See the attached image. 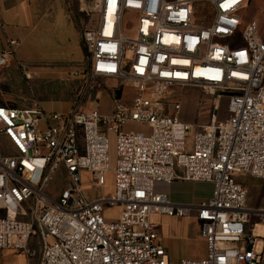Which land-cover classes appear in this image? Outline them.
Returning <instances> with one entry per match:
<instances>
[{"label":"built area","instance_id":"obj_1","mask_svg":"<svg viewBox=\"0 0 264 264\" xmlns=\"http://www.w3.org/2000/svg\"><path fill=\"white\" fill-rule=\"evenodd\" d=\"M197 3L208 5L204 21ZM247 4L99 0L80 34L85 61L72 74L86 87L94 78L115 80L111 111L86 108L81 97L67 111L0 105V248L27 259L39 251L38 264H264V199L247 205L238 180H264V38L257 20L242 22ZM126 12L135 15L128 35ZM16 44L0 47V66L16 59L28 80ZM124 84L135 89L128 101L121 100ZM184 86L225 100V115L189 124L169 114L180 110L169 91ZM131 123L149 132L129 131ZM85 174L98 187L111 174L110 192L87 197ZM57 177L65 178L63 189H54ZM177 179L211 182V195L177 204L155 189ZM114 206L118 216L108 219L105 209ZM192 212L205 255L174 261L152 216Z\"/></svg>","mask_w":264,"mask_h":264},{"label":"crops","instance_id":"obj_2","mask_svg":"<svg viewBox=\"0 0 264 264\" xmlns=\"http://www.w3.org/2000/svg\"><path fill=\"white\" fill-rule=\"evenodd\" d=\"M258 10H264V0H248L247 6L240 11L242 22L257 20L255 13ZM79 15L80 0H0V47L5 46L10 39L16 40V58L26 66L30 75L27 80L16 59L0 66V105L25 107L38 102L42 108L50 111L69 109L72 99L43 102L41 98L44 93L32 91L30 80L62 82L64 78L72 75L71 77L75 78L72 86H79L80 75L72 74L75 70L80 71L86 58L80 36ZM260 35L264 38L263 34ZM110 82L114 87L116 81ZM68 87L70 83L67 82L57 85L61 90ZM105 96L109 99L110 108L104 113H109L112 94L108 91ZM184 119L186 123L193 124L188 117ZM204 123L206 122L195 124ZM155 189L167 193L170 201L174 203L196 204L211 195L212 183L177 179L169 184L159 183ZM153 217L170 218L163 214H153ZM179 218L178 222L188 231L189 240L196 244L197 252H193L191 258L202 257L206 252L205 242L200 235V224L194 212ZM156 223L169 257L174 261L183 258L182 255H173L175 246L171 238L163 236L161 224ZM35 241V238L30 240L34 247ZM179 248L181 251L187 249L180 246ZM38 259L35 255L27 259L22 253L0 248V264H38Z\"/></svg>","mask_w":264,"mask_h":264},{"label":"rangeland","instance_id":"obj_3","mask_svg":"<svg viewBox=\"0 0 264 264\" xmlns=\"http://www.w3.org/2000/svg\"><path fill=\"white\" fill-rule=\"evenodd\" d=\"M99 0H80V15H79V26H80V34L81 30L84 26L91 25L96 16L97 8H98ZM197 8L199 9L201 14H197L200 20L204 21L201 17L202 10L204 6H208L206 3H197ZM128 16L133 17V19H129ZM257 20L259 22V31L264 35V10H258L255 13ZM135 21V15L129 14L126 12L123 19V33L128 35L131 30V25ZM203 23V22H202ZM261 26V27H260ZM72 75L64 78L62 82H53V81H32L30 80V86L32 91L35 92H43V96L41 99L43 102L61 99V101H66V99H72L70 102L69 108L72 104L80 97L82 100V104L86 108H97L101 112H107L110 108L109 99L105 96V92H111L112 97L113 94V86L112 82L108 78H94L90 81V87H86V83L82 76H80V84L77 87L72 86L75 78L71 77ZM34 80V79H33ZM70 83V87L65 90H61L57 88V85ZM135 89L129 84H124L122 89V101H128L131 96H133ZM169 101L174 99H178L180 103V110L178 112H174L171 108H168V113L173 115H177L178 119L182 122H185L186 119L184 117H188V120L191 123H200L207 122L212 114L218 116L219 118L223 117L226 113V101L219 100L214 95L208 94L203 91L199 87L193 86H184L179 88H173L168 93ZM112 102V99H110ZM112 104V103H111ZM44 109V108H43ZM47 112L50 110L44 109ZM126 128L129 131H143L144 133L149 132V128L141 123H131ZM195 128H193L190 132H193ZM111 139L110 145V165L113 167L114 161L116 158L115 155V142L114 135L110 132L108 133ZM239 181L243 182L248 189L247 194V205H255L257 202L262 203L264 199V180L254 179L251 176H240L238 178ZM66 184L65 178H56L53 186L55 190L63 189ZM83 192L87 197H94L98 195H104L110 192L112 186V175H107L106 184L102 187H98L93 184L85 174L83 176V180L81 182ZM51 187V186H50ZM52 196L56 197L54 193H51ZM119 208L107 207L105 209V216L108 219H116L118 216ZM170 218L164 217H153L152 220L154 222H159L161 224V233L163 236H168L172 240V244L175 246V250H173V255L175 256H184L191 257L190 255L194 254L193 252H197L196 244L189 240L188 231L183 229V225L178 222L179 217L168 216ZM180 247H187V249L181 251ZM39 258V251H37L36 255Z\"/></svg>","mask_w":264,"mask_h":264},{"label":"water","instance_id":"obj_4","mask_svg":"<svg viewBox=\"0 0 264 264\" xmlns=\"http://www.w3.org/2000/svg\"><path fill=\"white\" fill-rule=\"evenodd\" d=\"M120 93H121V90L120 89H116L115 90V94H116V97L117 98L120 96Z\"/></svg>","mask_w":264,"mask_h":264}]
</instances>
